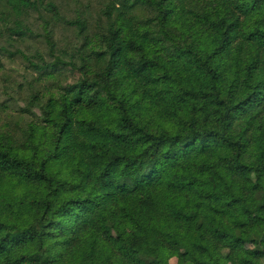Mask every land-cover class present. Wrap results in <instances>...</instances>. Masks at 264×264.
<instances>
[{"label": "trees", "instance_id": "obj_1", "mask_svg": "<svg viewBox=\"0 0 264 264\" xmlns=\"http://www.w3.org/2000/svg\"><path fill=\"white\" fill-rule=\"evenodd\" d=\"M113 10L0 129V264H264V0Z\"/></svg>", "mask_w": 264, "mask_h": 264}, {"label": "rangeland", "instance_id": "obj_2", "mask_svg": "<svg viewBox=\"0 0 264 264\" xmlns=\"http://www.w3.org/2000/svg\"><path fill=\"white\" fill-rule=\"evenodd\" d=\"M32 1L33 5L23 6L15 5L13 0H0V129L16 132L36 119L28 111L29 103L44 91L45 83L32 62L53 60L47 33L56 45L57 55L75 59L85 41L100 43L108 26L107 11H114L113 4L119 0ZM51 4L57 11L51 9ZM148 13L145 7L136 9L138 17ZM80 23H84L83 30ZM80 76L78 70L68 67L57 73L53 85L73 83ZM32 111L39 114V107ZM250 246L242 243L240 247ZM170 263L177 264V258H171Z\"/></svg>", "mask_w": 264, "mask_h": 264}]
</instances>
